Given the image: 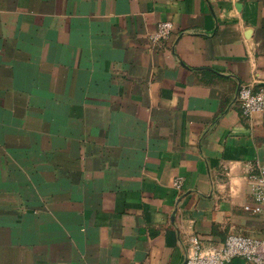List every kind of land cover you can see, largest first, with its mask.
I'll return each instance as SVG.
<instances>
[{
  "label": "crops",
  "instance_id": "0c3cea01",
  "mask_svg": "<svg viewBox=\"0 0 264 264\" xmlns=\"http://www.w3.org/2000/svg\"><path fill=\"white\" fill-rule=\"evenodd\" d=\"M244 83L264 88V0H0V264H184L192 235L264 239Z\"/></svg>",
  "mask_w": 264,
  "mask_h": 264
},
{
  "label": "built area",
  "instance_id": "2783aa9c",
  "mask_svg": "<svg viewBox=\"0 0 264 264\" xmlns=\"http://www.w3.org/2000/svg\"><path fill=\"white\" fill-rule=\"evenodd\" d=\"M172 29L170 21H159L149 34L150 47H160ZM236 99L244 116L264 111V88H254L249 83L241 84ZM248 178L255 204L245 205L244 208L257 213L264 203V163L254 165L248 172ZM181 184V177L173 181L177 188H181ZM236 257L242 258L247 264H264V239L230 232L220 245L204 247L197 236L192 235L189 237L184 264H229Z\"/></svg>",
  "mask_w": 264,
  "mask_h": 264
}]
</instances>
